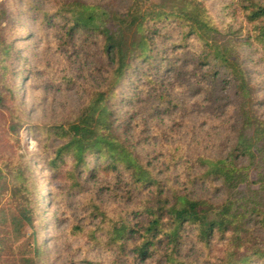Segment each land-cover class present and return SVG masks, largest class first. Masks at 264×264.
Wrapping results in <instances>:
<instances>
[{"label":"rangeland","instance_id":"rangeland-1","mask_svg":"<svg viewBox=\"0 0 264 264\" xmlns=\"http://www.w3.org/2000/svg\"><path fill=\"white\" fill-rule=\"evenodd\" d=\"M201 1L223 34L247 39L251 26L236 12V0ZM74 2L110 4L123 13L132 0H0L7 16L0 23V74L5 71L14 92L0 106V165L10 162L28 178L18 170L5 171L0 182L4 252L31 256L37 247L39 264H168L165 248L163 256L141 261L131 250L134 237L124 251L107 237L114 225L140 229L147 223L144 207L155 205L154 188L136 189L124 168L93 175L95 156L87 157L83 172L72 173L75 180L64 177L73 169L72 157L59 162L58 169L53 166L65 141L52 128L67 127L96 93L111 85L102 36L69 32L62 12ZM140 5L168 12L171 4L141 0ZM158 27L151 62L134 61L108 101L114 133L160 182L163 197L177 190L221 204L225 189L220 181L202 177L197 159L224 157L235 145L240 127L236 81L224 69L216 75L202 63L203 42L187 36L178 22L163 21ZM238 55L255 90L257 113L264 118V52L251 42L240 45ZM9 111L21 120L16 132L9 130ZM21 203L34 208V227L19 217ZM184 237L179 258L187 264H221L226 256L225 241L216 238L207 247L190 228ZM248 264L264 261L252 257Z\"/></svg>","mask_w":264,"mask_h":264},{"label":"trees","instance_id":"trees-1","mask_svg":"<svg viewBox=\"0 0 264 264\" xmlns=\"http://www.w3.org/2000/svg\"><path fill=\"white\" fill-rule=\"evenodd\" d=\"M140 1L132 0L123 13L110 4L103 6L82 2L65 6L64 12L60 10L64 13L70 33L102 36L112 71L107 91L96 93L67 127L60 125L52 128L53 134L65 141L56 150L53 166L58 169L59 162L62 164L67 156L72 157L73 169L66 171L64 177L75 180L72 173L83 172V168L88 166L87 157L95 156V164L90 169L93 175L124 168L130 172L136 189H155L152 196L156 200L155 205L144 207L148 218L146 224L136 229L121 223L110 227L107 232L111 245L118 246L122 251L126 250L129 239L134 237L131 250L141 261L157 254L163 256L161 253L165 248L164 256L168 264H187L179 256L184 245V232L189 228L195 232L194 238L207 247L216 238L227 242L226 256L221 264H248L252 257L264 261V118L257 113L255 90L238 55V47L251 42L264 52V0L235 1L236 12L240 11L251 26L244 41L242 37L223 34L201 0H163L171 4L168 12L162 6L146 10ZM6 17L0 8V23ZM171 20L186 29L187 36H195L203 42L201 59L204 65H211L216 75L224 69L237 84L240 127L235 145L224 157L197 159L204 169L202 177L220 181L227 193L226 199L218 205L177 190L171 197H163L160 182L138 163L114 133V113L108 107L111 95L134 61L151 62L159 35L158 25ZM4 56H11V48L5 49ZM13 93V84L11 86L6 80L3 71L0 74V106H5L8 95ZM9 112V130L16 132L21 120L14 111ZM16 170L24 180L28 179L22 169L13 168L9 162L0 165V182L5 171ZM1 202L0 191V205ZM17 212L21 220L34 227L35 211L29 203L18 205ZM93 238L97 240L96 235ZM6 242L0 239V260L3 263L39 264L40 251L37 247L34 255L17 256L13 252H4Z\"/></svg>","mask_w":264,"mask_h":264}]
</instances>
